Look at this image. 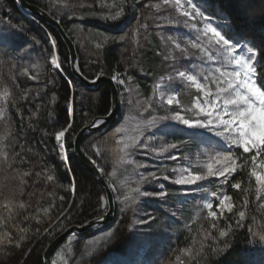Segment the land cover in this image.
Instances as JSON below:
<instances>
[{
  "label": "trees",
  "instance_id": "1",
  "mask_svg": "<svg viewBox=\"0 0 264 264\" xmlns=\"http://www.w3.org/2000/svg\"><path fill=\"white\" fill-rule=\"evenodd\" d=\"M27 1L61 22L76 45L77 69L88 79L115 78L120 97L114 120L82 139L113 191L114 219L73 233L68 245L70 235L53 263L64 257L69 264H103L131 255L130 262L113 264H264V185L251 175L264 167V148L256 156L257 149L244 152L209 127H189L174 119L178 105L159 98L160 80L173 81V55L158 37L159 30L173 29L157 7L161 0ZM198 1L211 17L226 20L228 39L250 42L257 52L256 84L264 88V0ZM117 12L122 15L116 20L105 18ZM0 22L14 36L12 48L0 44V264H45L44 253L59 234L108 210L106 192L76 158L74 141L85 125L109 114L112 93L107 83L83 84L57 30L19 0H0ZM193 95L186 97L189 107ZM130 114L150 130V142L139 143L132 155L144 176L139 199L127 196L121 177L126 165L119 129ZM61 131L66 159L57 140ZM208 166L213 172L223 166L236 170L227 180L208 175L195 184L176 182L189 173L206 175ZM206 195L219 219L208 215ZM224 196L234 207L221 215L217 205ZM221 230L228 235L220 236ZM99 236L90 251V240Z\"/></svg>",
  "mask_w": 264,
  "mask_h": 264
},
{
  "label": "rangeland",
  "instance_id": "2",
  "mask_svg": "<svg viewBox=\"0 0 264 264\" xmlns=\"http://www.w3.org/2000/svg\"><path fill=\"white\" fill-rule=\"evenodd\" d=\"M184 10L192 12V15L195 16V12L191 9L190 5L187 3V0H181ZM192 4H196L200 7L201 11L205 13V16L209 18L207 22H211L213 27L222 26V28H218V30L222 31L224 34V26L222 22H226V20L220 17H211L205 7L204 2H199L198 0H191ZM163 8L166 13L162 16V18L166 19V25L173 26V29L170 30H159L158 37L161 44L167 49V53L169 56L173 55V81L169 78L160 80L157 89L158 96L163 101L167 102L170 98H173L174 105L179 106V112L175 114H179L185 120H190L193 124L198 123H207L212 132L215 135L226 137L233 143H238V133L235 131V125L231 128L226 127L219 123L218 119L215 116V112H220L223 106V99L227 97L228 93L221 94V100L219 102V106L215 108V112L213 116L209 117L205 113L200 111V106H206L207 102H210L215 98V93L217 91V85L220 88H227V83L230 78V75L233 71H239V66L230 62L227 55L219 56L216 55V49L213 47L211 49L212 59H208V56L204 50L200 47H192L193 43H199L200 45L207 48L206 39L203 37L201 31L198 29H202L204 27L205 21L201 20L200 17L196 16L195 19H190L182 14V11L174 6V3L165 4L164 0H161L160 6ZM195 25V27H193ZM227 25L226 27H228ZM13 37H10L8 32L3 29L2 24L0 22V44L5 46L6 48L13 47ZM226 39H228L225 36ZM231 40V39H230ZM232 43L239 42L240 47L237 48L236 52L242 53L245 46L252 48L250 42L248 41H240V40H231ZM176 44L180 45V48L176 47ZM184 51H181V50ZM236 53H233L235 55ZM55 61L54 65L58 66V60L55 56L53 58ZM255 63V60H254ZM219 70V71H218ZM179 72H185L189 75H194L197 77V80L206 85L207 89L213 93L212 96L205 97L204 93L194 86L191 85L186 79L181 78L179 76ZM221 73H225L226 75L221 76ZM255 81L256 78L254 77ZM257 85V84H256ZM194 92L193 95V103L189 107L186 105L187 96L190 93ZM178 101V103H177ZM168 103V102H167ZM169 104V103H168ZM171 105V104H169ZM232 111V106H229V112ZM225 120H228L230 117L225 115L223 117ZM178 120V119H177ZM199 127V126H195ZM206 127V128H207ZM121 138H122V149H123V164L125 163L126 168L122 171V185L125 189L127 196L132 199H139V194L141 193V189L143 188L144 176L137 172V168L132 165V155L135 152V149L139 143L148 144L150 142L148 134L150 132L148 123L145 124L141 121L140 117H137L134 114L128 115V118L125 124L119 129ZM148 133V134H147ZM63 137L60 138L62 141L61 151L63 158L66 159V148L63 143ZM144 151L143 155L146 157L152 156L150 159H153L154 155L148 152L147 149H142ZM164 153L162 154V156ZM160 161V160H159ZM131 164V166H130ZM178 174L180 175L182 170L178 169ZM187 171H190L187 169ZM184 174V172H182ZM261 176H264V167L258 173ZM129 181V182H128ZM130 183V184H129ZM128 185V186H125ZM200 193V192H199ZM142 195V194H141ZM208 195L205 198V205H208L210 202L207 199ZM229 203V202H226ZM75 235H72L69 239L68 245L75 239ZM101 236L96 237L90 240L89 248L90 251L100 242ZM134 252V250H132ZM67 257V256H66ZM133 256H118L116 259L110 262H106L103 264H113V263H126L130 262ZM59 263L55 262L54 264H69L68 258L60 257L58 258ZM141 261V260H140Z\"/></svg>",
  "mask_w": 264,
  "mask_h": 264
},
{
  "label": "snow or ice",
  "instance_id": "3",
  "mask_svg": "<svg viewBox=\"0 0 264 264\" xmlns=\"http://www.w3.org/2000/svg\"><path fill=\"white\" fill-rule=\"evenodd\" d=\"M165 4L174 3V6L179 8L182 11V14L190 19H195L196 16L200 17L201 20L205 21L204 27L202 29H198L201 31L203 37L206 39L207 48L200 45L199 43H193L192 47H200L204 50L208 56V59H212L211 49L214 47L216 49V55L224 56L227 55L230 62L239 66V71H233L227 83V88H220L217 85V91L215 93V98L210 102L206 103V106L197 107L200 108L202 113H205L207 116H213L215 112V108L219 106V102L221 100L222 93H228L227 97L223 99V106L220 112H215V116L218 119L219 123L225 125L228 128H231L235 125V131L238 133V143L239 146L243 148L244 152H250L253 149H257L256 156L260 155V149L264 148V88L257 86L256 81L254 79L256 74V68L254 66L255 56L257 55L256 50L253 48L245 46L242 53L236 52L237 48L240 47L239 42L232 43L230 39H226L222 34L221 30L218 28H222V26L213 27L211 22H207L209 18L205 16V13L201 11L200 7L196 4H192L191 0H187V3L190 5L191 9L195 12V16L192 15V12L184 10L181 0H164ZM159 7V6H157ZM122 12H117L115 15H111L109 17H105L106 19L116 20ZM195 27V25H193ZM177 48H180L179 44H176ZM181 51H184L183 49ZM233 53H236L233 55ZM55 63V61H53ZM219 71V70H218ZM226 75L225 73H221V76ZM179 76L181 78L186 79L191 83L192 86L202 91L205 97L212 96L213 93L210 89L206 88L205 84L200 83L197 80V77L194 75L186 74L185 72H179ZM169 104L173 103V98H170L167 101ZM178 103V101H177ZM229 106H232V111L229 112ZM228 115L230 118L225 120L223 117ZM174 119H178L181 123L188 125L189 127H207V123H198L193 124L190 120H185L177 114ZM155 121V117L152 118V122ZM65 135L64 131H61L57 135V140ZM61 147H63L61 145ZM169 148L176 147V145H169ZM167 149H162V151H166ZM174 158V157H173ZM228 159V158H225ZM256 157L253 156V160ZM235 166H223L221 169H218L216 172H213L211 166H208V172L206 175L199 174H191L187 176H182L177 183H187V184H195L197 181L206 179L208 175H218L224 177L225 180L228 179V175L235 171ZM252 176L256 177V182L258 185H264V176H261L256 172L253 168L251 172ZM51 179V177H49ZM234 188L239 189L240 184L236 183L232 185ZM144 195H150V193H144ZM161 196L165 195V193H160ZM216 195V193H213ZM231 200V197L224 196L219 198V203L217 205L218 209L223 215V212L227 210L228 212L232 211L234 205L230 203H226ZM23 207V205H21ZM212 204H208L207 208L209 209L208 215L212 217L214 220L219 219L217 217V213L215 211H211ZM239 217L243 219L245 217V213L240 211L238 213ZM212 227H215V224H212ZM228 231L221 230L220 236H227ZM260 238L264 240V235H261ZM188 251V250H186Z\"/></svg>",
  "mask_w": 264,
  "mask_h": 264
},
{
  "label": "water",
  "instance_id": "4",
  "mask_svg": "<svg viewBox=\"0 0 264 264\" xmlns=\"http://www.w3.org/2000/svg\"><path fill=\"white\" fill-rule=\"evenodd\" d=\"M21 6L30 12L33 16L47 22L53 26L65 44L68 47L70 58H71V67L74 75L87 87L95 88L101 83H107L110 86L112 93V107L108 115L98 116L89 124L85 125L76 135L74 141V153L79 162L86 167L95 177L98 178L100 184L104 188L107 197L108 210L107 212L100 217L94 218L84 225H73L65 229L61 234H59L48 246L44 253L45 264H54L52 261V256L56 249L73 233H85L90 229L96 226H105L111 223L115 215V198L113 191L107 182L105 176L103 175L101 169L97 166L93 159H91L83 150L82 139L83 137L91 131H97L103 129L109 125L115 118L120 107V97H119V88L115 78L109 77L105 74H100L95 79L86 78L78 69H77V49L74 41L68 35L67 31L64 29L61 22L53 17L48 11L44 10L38 5L31 4L27 0H19Z\"/></svg>",
  "mask_w": 264,
  "mask_h": 264
}]
</instances>
